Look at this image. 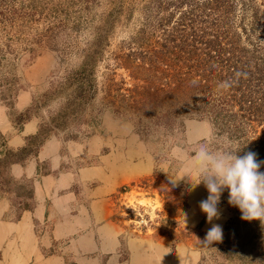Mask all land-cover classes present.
<instances>
[{
    "label": "rangeland",
    "instance_id": "374dc122",
    "mask_svg": "<svg viewBox=\"0 0 264 264\" xmlns=\"http://www.w3.org/2000/svg\"><path fill=\"white\" fill-rule=\"evenodd\" d=\"M168 1L0 0V154L6 147H34L48 133L35 152L9 165L17 182L12 187L0 183L7 188L0 189V264L1 223L29 210L21 204L35 202L44 172L65 173L67 181L54 196L93 197L101 190L106 200L101 220L113 227L105 247H115L106 252V260L114 258L107 264H264V221L241 219L240 210L228 202L227 189L218 204L220 219L212 221L222 226L223 239L202 243L212 226L199 208L208 191L203 182L193 186L199 178L189 171L200 144L243 156L260 146L255 135L243 149L238 139L216 133L212 120L196 114L166 127L146 119L143 129L102 100L107 79L132 85L119 64L136 44L148 48L153 38L146 35L147 24L153 12L164 15L171 9ZM252 2L261 8L264 22V0ZM240 9L235 0L236 29ZM259 34L264 39V30ZM78 84L87 97L74 105ZM65 106L64 118L55 124L52 118ZM18 113L23 114L15 122ZM40 124L45 130L29 140ZM29 162L35 163L31 175L15 169ZM181 177L173 185L171 180ZM32 224L35 234L45 227Z\"/></svg>",
    "mask_w": 264,
    "mask_h": 264
},
{
    "label": "trees",
    "instance_id": "16d2710c",
    "mask_svg": "<svg viewBox=\"0 0 264 264\" xmlns=\"http://www.w3.org/2000/svg\"><path fill=\"white\" fill-rule=\"evenodd\" d=\"M238 1L241 9L237 29L231 11L235 0H169L167 8L171 9L164 15L153 12L145 29L153 41L148 48L136 44L119 64L128 71L132 85H125L123 78L120 81L124 87L107 79L102 92L105 106L128 115L142 128L146 119L166 127L183 116H207L216 133L238 139L243 149L255 135L260 146L248 151L264 161V39L259 34L264 22L257 4L252 0ZM78 86L71 98L74 105L82 104L87 97L85 87ZM1 95L6 97L5 93ZM66 108L52 118L55 124L64 118ZM18 114L15 122L23 113ZM45 128L40 124L29 140L40 136ZM47 134L34 147L24 144L3 149L0 183L12 187L17 182L8 173L9 165L35 152ZM263 168L264 165L259 171L263 172ZM33 204H21V209L31 210Z\"/></svg>",
    "mask_w": 264,
    "mask_h": 264
},
{
    "label": "crops",
    "instance_id": "0c3cea01",
    "mask_svg": "<svg viewBox=\"0 0 264 264\" xmlns=\"http://www.w3.org/2000/svg\"><path fill=\"white\" fill-rule=\"evenodd\" d=\"M28 128L26 125L24 129ZM17 167L19 173L31 175L35 163L15 166V169ZM65 180V173H43L37 180L33 208L1 223L4 230L2 264H107L114 261L111 256L106 260V252L115 251V247L108 250L105 247L107 236H113V227L111 221L101 220L106 201L101 190L93 197L54 196ZM33 220L37 226H45L36 234L32 229Z\"/></svg>",
    "mask_w": 264,
    "mask_h": 264
},
{
    "label": "clouds",
    "instance_id": "9594fccd",
    "mask_svg": "<svg viewBox=\"0 0 264 264\" xmlns=\"http://www.w3.org/2000/svg\"><path fill=\"white\" fill-rule=\"evenodd\" d=\"M236 153L212 152L207 144H200L191 159L189 171L194 170L199 178L193 186L203 182L208 191L207 198L199 203L208 223L220 219L218 204L225 189L229 193V204L242 213L241 219L264 221V172L259 171L264 161H258L256 153L251 151L243 156ZM181 179L184 178L170 180L175 185ZM183 218L185 226L187 213L183 214ZM222 239V226L212 223L202 243L208 246Z\"/></svg>",
    "mask_w": 264,
    "mask_h": 264
}]
</instances>
